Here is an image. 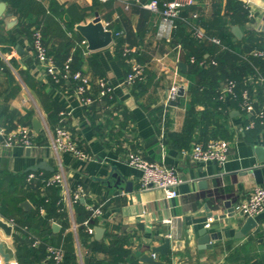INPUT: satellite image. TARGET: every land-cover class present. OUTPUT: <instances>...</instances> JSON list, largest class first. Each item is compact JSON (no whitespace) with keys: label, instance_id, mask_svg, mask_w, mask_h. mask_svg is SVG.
<instances>
[{"label":"crops","instance_id":"0c3cea01","mask_svg":"<svg viewBox=\"0 0 264 264\" xmlns=\"http://www.w3.org/2000/svg\"><path fill=\"white\" fill-rule=\"evenodd\" d=\"M3 1L7 8L0 17V124L7 134L31 127L35 130V146L30 152L24 146L0 147V205L7 197L9 210L16 209V197H22L23 210L13 211L14 216L21 226L37 231L39 220L30 218L32 213L28 212L36 210L40 197L61 199L64 194L65 188L58 185L38 186L37 192L21 181L17 185L16 179L10 180L13 176L22 179V174L41 161L49 165L48 169H38L44 175L56 169L57 157L43 124L39 129L33 125L34 117L42 121L43 114L52 128L65 126L87 154L81 158L71 152L61 153L71 197L77 184L83 185L86 197L84 201L80 198V204L72 203L75 225L71 209L64 203L63 209L54 211L57 218L50 222L52 232L45 236L67 251L78 253L80 245L81 257L77 254V263L71 260L69 264L84 263V258L86 264H153L142 259L143 254L153 255L160 264H264V211L254 217L257 225L253 229L238 236L247 216L236 210L257 185H264L251 171L261 166L264 177V163L258 161L255 150L257 145L264 146V125L242 129L248 118L237 100L230 97L221 106L213 105L198 91L201 75L195 74V64L190 61L192 53H203L209 62L218 55L217 45L186 35L188 29L179 21L171 39L159 37L160 13L143 6L150 0H34L43 9L35 6L23 11ZM8 12L11 19H18L11 25L4 20ZM181 12L211 34L229 29L237 49L241 42L251 45L264 39V0H195ZM194 12L198 16L194 17ZM97 13L114 37L109 45L91 50L88 43L83 44L86 38L78 26L92 21ZM234 25L242 29L241 37L234 33ZM36 28L41 29L48 52L58 65L72 55V70L89 76L90 103H81L75 81L64 77L57 82L47 73L34 49ZM116 30L122 31L117 36L122 45L132 49L130 56L143 65L144 81L124 83L130 64L116 44ZM181 62L186 63L185 70ZM226 66H233L232 56ZM99 77H106L113 90L101 95ZM215 79L219 88L223 86L225 72L218 71ZM174 82L184 87V95L180 103L166 107L164 102ZM253 95L260 103L264 101L263 91ZM159 106L163 108L161 121L151 112ZM214 137L230 141L227 161L198 162L188 156L194 143ZM131 152L151 162L175 166L183 179L178 196L167 198L158 188L140 189V170L128 162ZM112 165L133 181L131 191L108 187L99 179L108 175ZM24 200L30 201L29 209L21 205ZM85 202L102 204L103 213L94 218V225L105 231L102 237L96 238L95 232L89 243L80 244L78 236L87 232L89 210ZM231 208L236 210L235 215L210 216L211 212L223 214ZM44 209L42 215L52 205L48 202ZM0 218L6 216L0 213ZM53 223L59 227L54 228ZM204 227L216 233L208 243L200 242ZM26 234L15 227L7 235L0 228V243L10 254L11 264H52L45 251L29 252ZM167 239L170 246L164 252H152ZM0 264H5L1 253Z\"/></svg>","mask_w":264,"mask_h":264},{"label":"built area","instance_id":"2783aa9c","mask_svg":"<svg viewBox=\"0 0 264 264\" xmlns=\"http://www.w3.org/2000/svg\"><path fill=\"white\" fill-rule=\"evenodd\" d=\"M194 2L195 0H150L143 3V6L160 13L161 18L157 34L159 37L169 40L172 38L173 31L176 27V19L181 16L182 9L188 5H192ZM193 16H198V13L194 12ZM107 25L108 23L104 24L105 27ZM190 29L194 37L197 39H206L221 48H225V44L220 37L208 34L201 25L190 23ZM120 34H122V31H114V35L116 36H119ZM33 35V44L36 55L45 64L47 73L57 82L61 81L64 77L75 81V91L80 98L81 103L84 105L90 103L92 98L87 94L88 87L90 86V78L81 70H72L71 65L73 56L70 55L62 65H58L54 61L53 56L48 52L41 29L36 28ZM87 43V40H83V44ZM177 48L181 51L182 45L178 44ZM131 51L132 49L129 46L125 45L123 47V55L130 64V69L124 78V83L128 85H133L139 80L145 79L144 67L130 56ZM249 53L254 57L264 58V47L253 48ZM190 61L196 62V56L191 55ZM198 63L200 66L205 67L210 63L216 65L217 61L213 59L211 62H208L206 59H201ZM256 79L261 84H264V75L261 73H258ZM247 80L252 82L254 78L253 76H249ZM97 84L100 87L101 95H105L113 90V85L109 83L106 77H99L97 79ZM180 87L181 84L178 82L172 84L164 102L166 107L171 104L172 100L177 99ZM218 93L221 101H224L227 97H230L232 100H237L240 110L248 118L242 129L251 130L256 128L259 124L264 125V101L260 103L258 97L253 95L249 88H244L238 92V82L233 79H227L226 83L219 88ZM64 113L65 112H62V114ZM164 119L165 118H163V120ZM42 124L45 134L47 135L48 144L57 157L56 169L48 176L44 175L42 170H31L27 174V181L32 183L39 180L43 183V187L46 188L57 185L64 187V194L58 203H67L71 209L72 222L75 225L72 203L80 200V198L85 199L86 190L83 185L77 184L76 188L73 190V197H71V190L68 187L67 173L61 160V153L71 152L81 158H86L87 154L79 147L78 143L72 137L71 132L65 126L57 125L52 128L43 114ZM34 135L35 130L31 127H23L18 134H7L5 128L1 127L0 147L12 148L16 146H24L31 148L35 146ZM229 154L230 141L222 137L210 138L205 143L196 142L188 151V156L192 160L198 162L216 161L218 163H224L228 160ZM128 162L130 165L140 170V189L146 190L158 188L164 191L167 198L178 196V186L182 183L183 179L179 175L175 166L148 161L138 152L129 153ZM85 205L90 211V216L85 220V225L88 234L93 235L96 232V226L91 224V220L102 215V204L85 202ZM44 208L43 205H40L39 209L41 213L45 212ZM236 210L241 215L247 217H256L263 212L264 185H257L250 192L249 196L236 206ZM3 219L11 224L13 229L16 227L25 230L27 232V238L30 240L32 246L37 247L42 243L41 238L36 233L30 231L27 226H21L13 217H6ZM78 247L79 251L77 254L81 257L80 245ZM47 258L52 261V264H64L65 249L61 245L47 244ZM80 263L84 264L83 261Z\"/></svg>","mask_w":264,"mask_h":264},{"label":"trees","instance_id":"16d2710c","mask_svg":"<svg viewBox=\"0 0 264 264\" xmlns=\"http://www.w3.org/2000/svg\"><path fill=\"white\" fill-rule=\"evenodd\" d=\"M8 1L12 6L17 7L18 10L23 11L25 9H29V8H42L41 5H37L36 2H34V0H6ZM185 8V7H184ZM183 8V9H184ZM43 9V8H42ZM182 9V10H183ZM181 20V21H180ZM179 21L180 23L183 24L184 29H188L187 32H185L186 35H192L191 37H193V33L190 29V23H195L200 25L201 23L198 21H194V20H189L187 18H185L182 15L181 12V16L179 18L176 19V22ZM178 22V24H179ZM183 29V28H181ZM175 30V29H174ZM190 30V31H189ZM206 30V29H205ZM206 32L210 35H214L209 33L207 30ZM174 33V31H173ZM176 33V32H175ZM183 33V32H182ZM214 36H218L221 38V40L223 41V43L225 44V48H221L220 46L217 45L218 47V55L214 56L212 59L209 60V62H211V60H216L217 64L214 65L212 63H210L207 66H200L199 65V60L201 59H205L203 53L201 54H197V53H192L191 55H195L197 58L196 62H193L195 64L196 67V72L195 74L200 73L201 78L198 82L199 87H198V91H200V93L207 97V99L212 102L213 105L216 106H221L223 103L222 101L219 99V85L216 84V79H215V74L222 70L223 72H225L226 74V78L227 79H233L235 81L238 82V92H240L242 89L244 88H249L252 94H259L260 92L263 91L264 89V84H261L260 82L257 81V77H258V73H261L262 75H264V58H260V57H254L252 55H250V51L253 48L256 47H264V42L262 39H260L258 44H248V41L246 42H241L239 43V49H237V47L235 46V42L233 41L232 37L233 34L229 29H222L217 35ZM194 39H197L196 37H193ZM116 40V44L118 47H120V52L123 53V47L124 45H122V43L120 42V40L118 39V37L116 36L115 38ZM263 45V46H262ZM190 55V56H191ZM233 57V66L231 68H228L226 66L227 60L229 57ZM228 57V58H227ZM207 60V59H206ZM208 61V60H207ZM249 76H253L254 80L248 81L247 78ZM144 80H139L138 82H142ZM251 84H254L255 88L251 86ZM255 92H254V91ZM215 106V107H216ZM152 114L154 115V117L158 118V120H162L163 117V108L162 106H159L155 109H153ZM27 173H24L22 175L23 178H17L16 176H13L10 178L11 182L16 179L17 180V185L20 183L21 184L25 183V185L29 186L30 188H32L33 190L37 191L38 186H43V183H41V181L37 180L36 182H28L27 181ZM50 175V174H49ZM48 176V175H46ZM23 180V181H22ZM2 182V178L0 177V183ZM37 183L36 186H33ZM15 184V183H14ZM5 194V192H4ZM7 198V197H6ZM2 200V203L0 205V213L3 216L6 217H13L18 223V219L16 218V216H14V212L13 211H19V210H23L22 207L20 206V201L22 200V197H16V209L13 210H9V206H10V202L7 199ZM14 200V199H13ZM59 198L56 199H51V197L46 196V197H40L39 201L36 203V210H31L30 212H28V214H31L32 216L29 215V217H33L36 216L37 219L39 220L37 226L35 227L34 233H36L42 240V243L37 246L34 247L31 245L30 240L27 238V240L29 241V249H31L29 252H33L34 249H36L34 252L37 253L38 251H45V255L47 256V244H54V245H58L55 243H51L50 241H47V236L49 233L52 232V227H51V220L56 219L55 216L53 214L54 211H60L61 208L63 209V203H58L59 202ZM50 203L52 205V209L51 210H47V213L45 215H42L40 212V205H43L45 207L46 203ZM75 203L80 204V201H76ZM74 215L76 217V213L74 211ZM90 216V211L87 212V218ZM75 219V218H74ZM94 221H96L94 218L91 220V224L94 225ZM25 225V224H24ZM31 228V227H30ZM87 229V227L85 228ZM32 230V228H31ZM18 232V231H17ZM85 235H79L80 232H78V237L80 240V243H89L90 237L91 235L88 234V232L85 231ZM27 237V234L26 236ZM93 241L96 242L95 239H93ZM64 248V247H63ZM18 259L21 260L20 256L18 255ZM77 259V253L75 252V250L73 251V249L71 251H67L65 250V260H64V264H69V261H76ZM50 260V259H49ZM77 263V261H76ZM84 264H86V260L84 258Z\"/></svg>","mask_w":264,"mask_h":264},{"label":"water","instance_id":"95a60500","mask_svg":"<svg viewBox=\"0 0 264 264\" xmlns=\"http://www.w3.org/2000/svg\"><path fill=\"white\" fill-rule=\"evenodd\" d=\"M6 8H7V3L5 1L1 0L0 1V17L4 14ZM11 16H12L11 13L8 12L7 15H5V17H4V20L6 21V23L8 25H11L15 21L18 20L17 18L11 19ZM78 29H79V32L86 38V40L88 42V47L91 50H95V49L105 47L113 41L114 36H113L112 30L105 28L104 24L101 21V17L98 15V13H97V16L92 21H90L86 24L79 25ZM233 31L238 37L242 36V29L240 28L239 25H234ZM180 66L182 67V69L185 70L186 63L181 62ZM183 95H184V87L181 86L179 89V92H178L177 99L172 100L171 104L177 105L178 103H180L181 96H183ZM33 125H34L35 129H39L40 126L42 125L41 119L39 117H34ZM1 127L2 126L0 124V129H1ZM255 150H256V153L258 154V158H259L258 161L260 163H264V146L257 145L255 147ZM30 151H31V148L28 147L27 152H30ZM48 166L49 165L46 161H41V162L37 163L36 165L30 167L29 169H31V170L48 169ZM52 169H54V168H52ZM251 171L255 174L256 179L259 183H262L264 181L261 166L260 167L259 166L253 167L251 169ZM99 179L102 181V183L104 185H106L108 187H113L116 189H124L125 191H131L133 189V184H134L133 181L127 179V177L121 172V170L116 165L111 166L108 175H106L105 177H99ZM81 200L84 201V198H82ZM229 204H230L229 202H225V205L228 206ZM21 205L25 209H29L32 206L29 200L22 201ZM225 212L226 213H223V214H219V213L213 214L211 212L210 216H214L215 218H224L227 216L228 212H229L230 216L235 215L236 210L234 208H231V209H226ZM256 225H257V220L252 216H248L244 220V222L240 228V231L237 233V235L238 236L246 235ZM53 227L58 228L59 225L57 223H53ZM0 228H2L3 231L7 235L12 234V231H13L12 225L9 224L3 218H0ZM104 231H105L104 227L98 226L96 228L95 237L96 238L102 237ZM200 234H201L200 242H202V243H208V242H210L211 238L216 237V233L215 234L209 233L208 229L206 227L201 229ZM3 246H4V244L0 243V253L4 257L5 264H11L10 254L4 250ZM169 246H170V240L167 239L163 245L154 246L152 249V252L153 253H156L157 251L164 252L166 250V248H168ZM142 259H144L145 261H148L150 263H153V264H160L155 259V257L153 255L143 254Z\"/></svg>","mask_w":264,"mask_h":264}]
</instances>
